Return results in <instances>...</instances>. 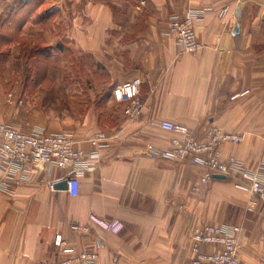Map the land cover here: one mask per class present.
<instances>
[{"label":"crops","instance_id":"1","mask_svg":"<svg viewBox=\"0 0 264 264\" xmlns=\"http://www.w3.org/2000/svg\"><path fill=\"white\" fill-rule=\"evenodd\" d=\"M38 1L0 0V15L7 6L33 10ZM71 3L81 10L73 16L74 47L103 65L111 98L116 85L139 77L144 105L135 118L111 117L120 125L104 132L108 141L92 171H48L0 157V264L54 260L57 234L74 248L97 250L98 264H192V234L204 225L239 227V264H264V212L251 207L255 196L236 178L204 183L202 168L158 157L177 135L157 124L184 125L198 140L210 126L238 133L242 143L224 144L222 157L255 165L264 151V0ZM189 9L202 11L194 54L180 52L167 28L171 16ZM24 119L0 93V122ZM94 132L73 135L75 147L93 151ZM71 177L79 180L77 195L50 188ZM74 224L87 231L74 232Z\"/></svg>","mask_w":264,"mask_h":264},{"label":"built area","instance_id":"2","mask_svg":"<svg viewBox=\"0 0 264 264\" xmlns=\"http://www.w3.org/2000/svg\"><path fill=\"white\" fill-rule=\"evenodd\" d=\"M227 7L219 11L218 16L227 14ZM202 11L189 9L183 16L173 15L168 22V34L175 40L180 52L194 54L201 45L197 40L195 22ZM142 80L132 78L116 85L112 91L115 101L124 105L123 113L132 119L137 117L144 102L140 96ZM11 96V95H10ZM163 130L175 133L167 149L158 153L161 159L198 166L204 170L201 181L208 183L214 175L236 178L242 187L255 196L250 205L264 212V166L254 165L252 168L242 166L236 155L223 158L221 147L229 143L238 146L243 136L238 133L224 132L217 126H210L204 138L198 140L188 127L171 121L157 123ZM108 137L104 132H97L89 138L95 147L90 153L76 148L73 136L60 133H45L0 122V157L5 162L28 163L48 171L55 167L60 170L70 169L76 175L94 169L100 150L106 147ZM149 152L154 151L148 145ZM67 180L66 191L70 195L79 193V180L71 177ZM58 182V181H56ZM54 182L50 188L54 189ZM116 222L106 223L108 229L114 228ZM71 230L83 233L87 228L78 224L71 225ZM240 228L204 225L197 227L192 234V264H239L237 253ZM56 258L44 264H98V252L94 248L77 249L72 247L61 235L54 237ZM218 246L214 252H206L204 246Z\"/></svg>","mask_w":264,"mask_h":264},{"label":"rangeland","instance_id":"3","mask_svg":"<svg viewBox=\"0 0 264 264\" xmlns=\"http://www.w3.org/2000/svg\"><path fill=\"white\" fill-rule=\"evenodd\" d=\"M15 9L7 6L0 15L1 98L25 118L10 125L70 136L118 128L111 117L124 105L110 97L103 65L71 38L79 5L39 0L33 10ZM254 164L264 166V151Z\"/></svg>","mask_w":264,"mask_h":264},{"label":"water","instance_id":"4","mask_svg":"<svg viewBox=\"0 0 264 264\" xmlns=\"http://www.w3.org/2000/svg\"><path fill=\"white\" fill-rule=\"evenodd\" d=\"M215 178H226L224 175H214ZM54 188L57 190H66L67 189V180H61L59 182H57L54 185Z\"/></svg>","mask_w":264,"mask_h":264}]
</instances>
